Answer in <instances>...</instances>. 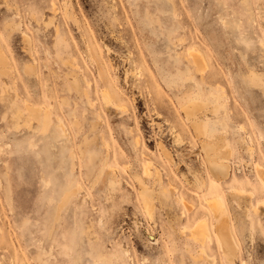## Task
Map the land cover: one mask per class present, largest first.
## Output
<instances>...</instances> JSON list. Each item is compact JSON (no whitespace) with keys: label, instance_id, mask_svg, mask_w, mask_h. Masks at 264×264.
<instances>
[{"label":"rangeland","instance_id":"obj_1","mask_svg":"<svg viewBox=\"0 0 264 264\" xmlns=\"http://www.w3.org/2000/svg\"><path fill=\"white\" fill-rule=\"evenodd\" d=\"M0 53V264H264V86L247 77L264 78V0H0ZM102 88L126 110L105 107ZM189 97L220 103L200 116L230 152L226 180L181 109ZM25 102L50 109L47 129L15 117ZM138 178L163 193L151 218ZM212 195L238 243L232 261ZM200 220L204 243L191 235Z\"/></svg>","mask_w":264,"mask_h":264},{"label":"bare ground","instance_id":"obj_2","mask_svg":"<svg viewBox=\"0 0 264 264\" xmlns=\"http://www.w3.org/2000/svg\"><path fill=\"white\" fill-rule=\"evenodd\" d=\"M27 40H30V39L28 38ZM195 51H197V50H195ZM196 53L198 54V52H196ZM196 53H192L188 49V54L190 56L191 62L193 63L194 67L197 70H201L204 66L203 62H202L203 60ZM2 54H4V53H2ZM2 54L0 53V67H1V70L5 72V71H8L7 70V61L8 60L6 61ZM27 67H28V65L26 66V68ZM31 69H33V71H34L35 68L32 66L30 68V70ZM247 77L251 80V82L253 81L257 84L264 86V78L262 75H259L257 73L250 71L249 74L247 75ZM72 84L76 90H79L80 85H79V82H78L76 76L73 77ZM101 95H102V101H103L105 107L112 106V107L120 110V112H124L126 110L125 109L126 106L123 103L119 102L117 97L115 96V94L112 93L111 91L102 88L101 89ZM215 101H218V100L215 99ZM63 102H65V100H63ZM219 104H220L219 102H216L215 105H212L213 108H211V107L206 108L205 104H203L199 99L189 97V100L187 101V103L182 104L181 109H183L186 117L191 122V125H192L196 135H201L202 137L206 136L205 137L206 140H203V138H202L203 144H201V146H202L201 149L204 153V156H205L207 166H208L210 173L212 174V176L215 179L220 181L223 179L226 180V178H228L229 166L227 165L226 159H228L230 152L229 151L223 152L222 149L228 148L225 146V147L221 148V151L223 153L219 154V152H218L219 150H217V147L214 144V142H212L209 138H207V134H209L211 132V130L207 128L206 120L201 118V116H200L201 114L203 115L205 113V111H207V110L209 112L216 113V111L219 110V108H218ZM50 115H51L50 109H48L46 107H42V106H36V105L30 104L28 102L24 103L22 112L19 109L15 112V117L16 118L21 117L23 120L22 122H24L25 125H29L31 120H34L36 122H39L44 130L48 128V126L51 122V116ZM57 120H58V126L56 128L57 133H59L61 135H66L65 130H64V125H63L61 119H57ZM18 123H19V121H18ZM219 143H221V142H219ZM222 145L224 146V144H222ZM160 148H162L164 150L163 147H160ZM219 149H220V147H219ZM169 153H167V154L165 153L167 158L171 157L168 155ZM107 157H108V155H107ZM107 157L106 158L104 157V160L102 163L103 167L101 168V171H103L104 168H106L105 166L108 167ZM142 167H143L142 168L143 175L150 177V174H151L150 164L148 162L144 163ZM108 168H110V167H108ZM159 175H160L159 172L157 170H155L154 181L156 180L157 182H160V176ZM256 177L258 178V180L260 182L264 181V173L261 172L260 169H258V167L256 168ZM137 180H138L139 185H140L139 195H140V199L142 202L143 209H144L145 213L151 218L154 214V208H155L154 200L156 198L159 199L160 195L163 196V193L160 190L162 194L159 195L158 194L159 190L156 191L154 188H148L140 178H138ZM115 181L116 180L111 178L109 180V185L113 186ZM212 185L213 184H211V186ZM230 189H231L230 191H232V190H237L239 192H247L248 191L244 188L236 187V186H233ZM75 191H76L75 188L71 189V190L64 191L62 198H61V202L58 204L59 209L69 201V198L73 194H75ZM163 191L166 192L167 190L166 191L163 190ZM207 205H208L209 209L211 210L213 217L215 218V222H214V226H213V233H214L216 242L222 248V250H223L222 252L224 253L223 255H225V257L229 261H232L233 258L237 255L236 250L238 248V243H237V241H235L236 238L233 237L234 234H232L233 232L231 230V224L229 223V219H228V216L226 213V208L224 206V203L220 197H217V195L216 196L214 195L213 197H210L208 199ZM253 209H254V207H253ZM191 235L193 236L194 239H196V241H199L201 243H204V241L206 239L212 240V237H213L211 229L208 227L207 223L205 221H202V220L198 221L194 226H192ZM201 251L204 252V248H202ZM205 257H207L206 254H205Z\"/></svg>","mask_w":264,"mask_h":264}]
</instances>
